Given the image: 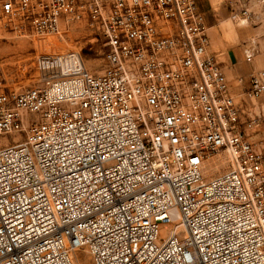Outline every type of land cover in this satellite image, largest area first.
<instances>
[{"label": "built area", "instance_id": "1", "mask_svg": "<svg viewBox=\"0 0 264 264\" xmlns=\"http://www.w3.org/2000/svg\"><path fill=\"white\" fill-rule=\"evenodd\" d=\"M81 22L103 71L0 89V264H264V69L237 100L199 0H0V29Z\"/></svg>", "mask_w": 264, "mask_h": 264}, {"label": "rangeland", "instance_id": "2", "mask_svg": "<svg viewBox=\"0 0 264 264\" xmlns=\"http://www.w3.org/2000/svg\"><path fill=\"white\" fill-rule=\"evenodd\" d=\"M227 1L212 2V6L217 9L213 16L214 23H220V33L224 34L225 42H234L240 47L244 64L246 69H250L248 73L251 75L264 69V20L245 24L234 21L230 18ZM251 10L264 13V8L259 6H254ZM253 39L258 43L260 53L247 59L242 48ZM105 50L102 35L82 22L64 29L61 35H37L33 34L29 27H21L20 30L10 27L0 29V89H25L66 73H99L105 68ZM254 104L255 111L258 110V104L264 105V94L258 101H254ZM253 136L254 140L264 139V132ZM3 142L4 139L0 138V143ZM262 147L264 148V144ZM225 166L224 163L208 164L207 175H213ZM78 259L79 264H92L85 252H79Z\"/></svg>", "mask_w": 264, "mask_h": 264}, {"label": "crops", "instance_id": "3", "mask_svg": "<svg viewBox=\"0 0 264 264\" xmlns=\"http://www.w3.org/2000/svg\"><path fill=\"white\" fill-rule=\"evenodd\" d=\"M199 4L203 12H213L210 17L213 19L217 9L208 0H199ZM220 26V23L216 22L208 25L207 32L211 38L212 51L217 54L221 61L225 62L223 65L224 72L232 86L236 99L241 100L243 91L251 85L250 73H248L250 69H246L240 47H237V44H234V42L224 41L225 37L224 34L220 33Z\"/></svg>", "mask_w": 264, "mask_h": 264}, {"label": "trees", "instance_id": "4", "mask_svg": "<svg viewBox=\"0 0 264 264\" xmlns=\"http://www.w3.org/2000/svg\"><path fill=\"white\" fill-rule=\"evenodd\" d=\"M203 12V11H202ZM207 25H212L214 23V19H211L212 13L210 11L203 12Z\"/></svg>", "mask_w": 264, "mask_h": 264}, {"label": "bare ground", "instance_id": "5", "mask_svg": "<svg viewBox=\"0 0 264 264\" xmlns=\"http://www.w3.org/2000/svg\"><path fill=\"white\" fill-rule=\"evenodd\" d=\"M76 261H77V262H76ZM75 262H76L77 264L80 263V260L78 259V257H75Z\"/></svg>", "mask_w": 264, "mask_h": 264}]
</instances>
